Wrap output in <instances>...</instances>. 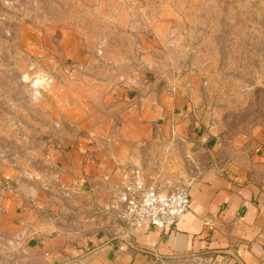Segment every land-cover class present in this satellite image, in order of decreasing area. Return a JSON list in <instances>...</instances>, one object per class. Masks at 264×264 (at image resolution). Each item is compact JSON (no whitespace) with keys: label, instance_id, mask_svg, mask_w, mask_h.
I'll return each mask as SVG.
<instances>
[{"label":"rangeland","instance_id":"1","mask_svg":"<svg viewBox=\"0 0 264 264\" xmlns=\"http://www.w3.org/2000/svg\"><path fill=\"white\" fill-rule=\"evenodd\" d=\"M134 11L136 29L113 33V16ZM67 31L75 35L71 45L95 57L94 70L65 52ZM148 42L150 76L193 87L195 137L213 128L226 154L237 140L264 144V0H0V264L37 263L15 224L45 216L32 191L49 188L48 146L80 120L74 114L86 104L83 78L99 73L104 50L131 56ZM166 138L138 154L158 185L218 161L219 145ZM20 202L29 204L25 214Z\"/></svg>","mask_w":264,"mask_h":264},{"label":"crops","instance_id":"2","mask_svg":"<svg viewBox=\"0 0 264 264\" xmlns=\"http://www.w3.org/2000/svg\"><path fill=\"white\" fill-rule=\"evenodd\" d=\"M112 20V32L121 34L139 23L135 11ZM63 37L69 41L65 52L89 69L95 57L70 44L72 32ZM147 44L131 56L105 48L104 62L95 65L99 73L83 78L86 104L74 114L79 122L62 130L58 146H48L49 188L28 190L45 216L17 222V235L35 252L36 264H264V144L237 140L226 154L213 128L195 137L192 85L150 76L155 62ZM166 137L188 147L192 141L219 145L218 161L187 178L189 208L173 226H127L110 208L112 184L126 168L152 181L138 154ZM20 203L25 214L29 204Z\"/></svg>","mask_w":264,"mask_h":264},{"label":"built area","instance_id":"3","mask_svg":"<svg viewBox=\"0 0 264 264\" xmlns=\"http://www.w3.org/2000/svg\"><path fill=\"white\" fill-rule=\"evenodd\" d=\"M190 180L178 179L171 186L148 181L138 168L121 171L112 184L110 208L123 224L135 228L150 225L163 230L173 226L188 210ZM205 224H210L206 219Z\"/></svg>","mask_w":264,"mask_h":264}]
</instances>
